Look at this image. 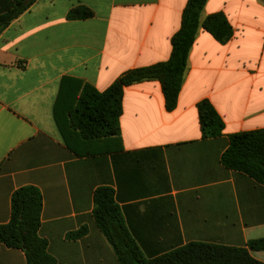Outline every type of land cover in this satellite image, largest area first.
Wrapping results in <instances>:
<instances>
[{"label":"crops","instance_id":"obj_1","mask_svg":"<svg viewBox=\"0 0 264 264\" xmlns=\"http://www.w3.org/2000/svg\"><path fill=\"white\" fill-rule=\"evenodd\" d=\"M13 3L0 0V17ZM187 3L36 0L0 35V226L10 222L13 194L37 188L40 236L57 264H119L94 218L100 187L114 190L148 259L191 243L246 248L264 239V186L221 161L229 136L264 129V0H209L202 22L222 12L234 38L221 45L200 29L173 112L159 82L127 87L111 152L76 156L54 118L64 79L104 92L128 70L168 61ZM80 6L94 17L69 20ZM245 28L261 36L252 56L239 39ZM205 99L224 122L221 137H203L197 105ZM82 228L83 238H68ZM251 255L264 263V252ZM0 264L28 263L22 250L0 243Z\"/></svg>","mask_w":264,"mask_h":264},{"label":"trees","instance_id":"obj_2","mask_svg":"<svg viewBox=\"0 0 264 264\" xmlns=\"http://www.w3.org/2000/svg\"><path fill=\"white\" fill-rule=\"evenodd\" d=\"M13 0V7L0 17V35L9 24L24 14L35 2ZM209 0H188L180 30L172 37V52L166 62L131 69L123 73L104 92L78 80H63L54 108V118L62 138L76 156L90 157L111 152L107 142L121 141L119 120L123 114V97L127 87L143 82H159L165 108L173 112L178 106L191 50L202 28L219 44L227 45L235 30L222 12L208 16L202 13ZM94 12L80 6L70 11L69 20H88ZM67 82L72 83L71 86ZM200 127L205 139L223 135L224 122L209 100L197 105ZM111 145V144H109ZM229 170L243 173L264 186V129L229 136V147L222 155ZM10 222L0 226V243L22 250L28 264H57L48 252V242L40 236L43 198L32 186L18 189L11 199ZM94 218L117 256L119 264H264L251 252H264V239L252 240L246 248H233L206 243H191L155 259L146 258L131 236L115 192L100 187L94 193ZM87 228L71 233V240L81 239Z\"/></svg>","mask_w":264,"mask_h":264},{"label":"rangeland","instance_id":"obj_3","mask_svg":"<svg viewBox=\"0 0 264 264\" xmlns=\"http://www.w3.org/2000/svg\"><path fill=\"white\" fill-rule=\"evenodd\" d=\"M240 34L239 39L243 43L245 52L251 55L257 54L262 50L261 36L254 29L245 28Z\"/></svg>","mask_w":264,"mask_h":264},{"label":"water","instance_id":"obj_4","mask_svg":"<svg viewBox=\"0 0 264 264\" xmlns=\"http://www.w3.org/2000/svg\"><path fill=\"white\" fill-rule=\"evenodd\" d=\"M28 2H32V1H34V0H27Z\"/></svg>","mask_w":264,"mask_h":264}]
</instances>
